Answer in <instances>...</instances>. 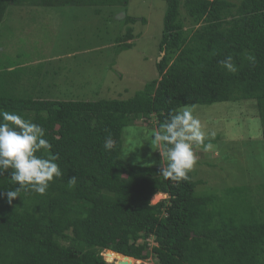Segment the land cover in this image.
<instances>
[{"label":"trees","instance_id":"1","mask_svg":"<svg viewBox=\"0 0 264 264\" xmlns=\"http://www.w3.org/2000/svg\"><path fill=\"white\" fill-rule=\"evenodd\" d=\"M129 2L0 0V29L11 6ZM167 2L158 77L130 99L57 100L30 84L28 67L0 70V264H110L103 252L157 264H264V193L201 194L181 152L189 145L181 109L229 101L254 102L264 147V0ZM135 38L129 27L119 49ZM140 120L158 131L162 167L122 158L123 132ZM158 194L167 198L152 204Z\"/></svg>","mask_w":264,"mask_h":264},{"label":"rangeland","instance_id":"2","mask_svg":"<svg viewBox=\"0 0 264 264\" xmlns=\"http://www.w3.org/2000/svg\"><path fill=\"white\" fill-rule=\"evenodd\" d=\"M167 7V0H130L125 8L11 6L0 29V70L28 67L30 84L57 100L130 99L158 77ZM127 15L138 20L128 24ZM129 27L136 35L134 46L121 51L119 38ZM181 114L189 144L181 146L182 157L194 178L203 181L199 193L222 194L233 186L264 193V147L254 102L190 105ZM122 139L127 163L166 164L158 131L147 121L126 127ZM165 198L158 194L152 204ZM103 256L110 264H157L153 258L139 262L110 252Z\"/></svg>","mask_w":264,"mask_h":264},{"label":"water","instance_id":"3","mask_svg":"<svg viewBox=\"0 0 264 264\" xmlns=\"http://www.w3.org/2000/svg\"><path fill=\"white\" fill-rule=\"evenodd\" d=\"M164 55H165V52H162L159 61H161V59L163 58ZM118 254H119V253H118ZM119 255H122V254H119ZM122 256H123L125 259L136 260V259H134V258H131V257L125 256V255H122ZM119 264H130V263L127 262V261H120ZM131 264H132V263H131Z\"/></svg>","mask_w":264,"mask_h":264},{"label":"bare ground","instance_id":"4","mask_svg":"<svg viewBox=\"0 0 264 264\" xmlns=\"http://www.w3.org/2000/svg\"><path fill=\"white\" fill-rule=\"evenodd\" d=\"M117 255H119L118 253H116ZM122 256V255H121Z\"/></svg>","mask_w":264,"mask_h":264}]
</instances>
